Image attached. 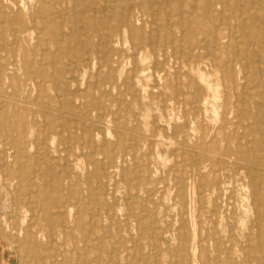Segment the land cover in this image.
Instances as JSON below:
<instances>
[{"label": "rangeland", "instance_id": "1", "mask_svg": "<svg viewBox=\"0 0 264 264\" xmlns=\"http://www.w3.org/2000/svg\"><path fill=\"white\" fill-rule=\"evenodd\" d=\"M110 1L107 3L112 5ZM137 1L129 9L131 20L147 28L155 26L152 16L143 13ZM127 2L121 0L122 4ZM102 4L98 8L93 5L92 10L98 9L97 14L102 12L100 15L115 24L109 7L101 11ZM52 27L56 24L45 25L36 37L30 30L22 41L28 58L34 61L29 79L23 80L22 70L9 75L12 84L26 89L24 95L29 102L22 106L28 114L54 116L58 124L67 120L73 126L72 131L78 135L71 145L75 160L67 162L69 146L62 144L52 168L55 174L73 179L75 192L69 205L53 213L58 221L48 242L42 181L38 177L23 180L20 170L10 169L5 148L11 139L1 135L0 264H34L31 253L38 248L42 258L48 247L67 253V264H202L198 261L202 257L207 261L203 264H250L247 251L252 244L247 236L258 224L253 225L251 210L243 199L247 193L244 171L227 164L220 175L215 174L221 187L227 193L232 191L236 200L231 203L233 213H214L212 198L207 191L202 192L214 175L201 160V146L188 148L196 142L200 130L206 131L205 145L217 143L222 147L219 126L224 120L232 127L230 122L239 116L234 107H225V103L232 104L233 95L224 90V85L231 80L236 89L240 88L241 75L236 70L225 73V64L213 66L211 55L199 48L195 51V71L188 77L179 68V57L169 48L166 57L161 53V41L136 47L125 26L113 36L116 50L105 62L91 59L69 64L73 54L86 56L84 52L93 40L88 44L70 42L69 51H65L64 43L58 49L47 35ZM172 29L174 37L180 38L177 27ZM158 32L161 39H166L165 27ZM2 38L12 43L11 47L18 44H13L7 29ZM39 66L45 73L38 71ZM58 73L61 76L56 78ZM201 73L203 79L199 78ZM184 75L201 88L197 100L186 106L195 105L192 134L186 133L183 124L186 108L175 103L182 96L189 100L188 94L181 96L174 90V86L189 88ZM66 99L70 101L67 113L56 103ZM2 100L0 96L2 118L20 115L14 105ZM175 124L182 126L178 133L173 132ZM55 142L49 144L52 156L56 155ZM179 176L185 180L183 185L177 181Z\"/></svg>", "mask_w": 264, "mask_h": 264}, {"label": "bare ground", "instance_id": "2", "mask_svg": "<svg viewBox=\"0 0 264 264\" xmlns=\"http://www.w3.org/2000/svg\"><path fill=\"white\" fill-rule=\"evenodd\" d=\"M107 1L110 0H0V96H2V101L7 100L9 104L14 105L20 114L10 116L5 120V116L2 118L3 110L1 109L0 136L5 135L11 139V143L5 148L6 157L9 160L6 164L11 167L10 169L20 170L23 180L38 177L42 181L41 193L47 199L45 206L47 211H45V216L43 215V220L48 242L53 239V224L58 221L52 217L53 213L57 214L59 208L69 205L71 196L75 192L72 185L73 179L66 174H55L52 167L55 165L58 153H60L59 147L62 144L67 148L69 146L66 151L67 162L75 160L71 145L75 143L78 135L72 131L73 126L71 127L67 120L60 125L54 116L38 118L28 114L22 106L29 102L27 95H24L26 89L17 88L12 84L9 74L22 70L25 77L23 80L29 79L28 71L34 61L31 62L28 58L27 48L22 41H25L30 30L36 37L45 25L55 23L56 27L48 30L47 35L58 49L64 43L65 51L71 48L70 42L73 45L84 41L88 44L93 40V43L88 46L86 44L87 49L84 53L87 55L83 57L73 54V59H69V64H71L77 60L90 61L91 59L105 62L116 50L113 36L120 33L123 30L122 26H125L132 44L136 47H141L140 45L144 43L161 41L159 48L161 53L166 57V49L169 48L173 55L179 57V68L186 75L195 71L198 56L195 51L199 48H205V53L211 55L209 62L213 66L225 64V73L229 74L236 70L241 75L240 88L236 89L233 81L229 79V83L224 85V90L233 95L232 104L225 103V107H234L239 116L235 122H230L232 127L227 126V121L224 120L219 126V136L223 141L222 147H219L220 144L217 143L211 146L205 145L206 131L200 130L198 139L195 143L189 144L188 148L201 146L199 147L201 160L208 164L211 174L214 175L202 190L204 193L207 191L212 198L214 213H233L231 203L236 200L232 191L227 193L221 187L220 180L216 179L215 174L218 172L220 175L227 164H230L232 169L244 171L247 178V193L243 199L247 201L251 210L253 225L258 224L256 230L251 228L248 232L247 239L252 245L247 251V259L250 264H264V0L137 1L138 8L143 13L152 16V20L155 21L153 22L155 26L150 25L148 28L144 24H136L130 18L131 10L129 9L135 0H128L127 4H122L121 0H111L112 5ZM101 2H103L101 11L102 8L109 7L111 17L116 20L115 24H110L105 16L100 15L102 12L98 15V9L92 10L93 5L98 8ZM172 26L177 27L181 33L180 38L174 37ZM162 27L166 28V39H161L159 32L157 33L158 28L161 30ZM6 29L12 36L13 44L18 42L15 47H11L12 43L9 45L2 38V33ZM38 71L45 73V69L40 66ZM186 75L183 78L187 81L189 88L180 90L174 86V90L181 96L188 94L189 100L183 96L176 100L174 98V100L175 103L186 108L187 117L184 118L183 124L186 127V133L192 134L195 105L188 108L186 106L197 100L201 88L192 78H188L189 75L188 77ZM60 76V73L55 75L56 78ZM202 76L204 77L202 74L199 78ZM24 83L22 82V85ZM56 103L58 108L63 105L66 113L69 111L70 101L68 99L62 104L61 102ZM46 107L48 109V106ZM180 127L182 126L175 124L173 132L178 133ZM50 142L56 143L57 147L53 149L56 155H50ZM180 143L184 145L185 140L183 139ZM177 181L183 185L185 180L179 176ZM21 195L20 192L19 196ZM164 233L166 234L167 231ZM37 252L34 251L30 255L34 259V264H67L70 260L67 253L58 251L56 248L48 247L47 253L42 258L38 248ZM198 261L202 264L207 262L203 257ZM183 264H188V262Z\"/></svg>", "mask_w": 264, "mask_h": 264}]
</instances>
